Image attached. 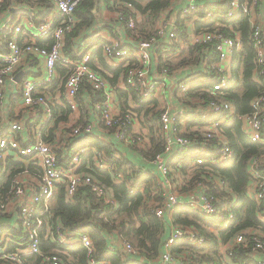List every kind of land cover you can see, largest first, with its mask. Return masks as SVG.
<instances>
[{
    "label": "built area",
    "instance_id": "1",
    "mask_svg": "<svg viewBox=\"0 0 264 264\" xmlns=\"http://www.w3.org/2000/svg\"><path fill=\"white\" fill-rule=\"evenodd\" d=\"M44 2L56 14V21L50 20L36 22L37 12L31 8V19L28 25L15 23L12 20L0 28V103L5 99L7 85H18L15 76L29 64H36L39 72L36 75H26L21 81L19 91L14 95H20L26 107L32 110L37 116H41V126L31 141L22 143L18 133L23 130L21 122L14 123L10 130L0 134V171L6 167L7 157L10 155L30 166H35L41 176L38 183L26 185L19 180L13 183V190L6 202L0 203V219L8 217L12 213L19 214V226L24 234L26 244L16 251H9L0 243V260L3 264H26L25 256H41V247L44 242L59 243L67 248L81 246L86 250L89 264H98L94 258L95 246L91 237L82 231H69L65 229L61 221L56 224H48L46 216L50 212L51 201L59 185L66 187V199L72 201L81 188L88 187L99 198L104 199L107 204L115 205L113 194L95 177L87 172H81L83 165V154L87 149L70 156L68 160L61 161L57 154V143L51 142L48 137L57 123L54 117V105L51 100V86L59 79L58 65L68 70V77L62 79L60 95L66 107L77 111L79 107V96L82 90L89 86L94 93H102V100L96 106L98 113L96 124L86 123L81 128H75L70 137L78 138L92 136L95 134L96 126L110 129L118 125L117 138L123 145L131 148L139 147L144 141V134L136 131L135 125L139 122L135 110L127 114L113 113V101L115 89L101 72L91 67V54L83 52L78 59H71L64 53L66 39L75 26V13L84 0H27L32 2ZM262 0H187L186 5L180 10L181 24L174 19L161 21L160 27L156 30L154 37L150 40H136V46H124L116 41L103 46L106 59L119 60L120 65L131 60L136 61L137 66L132 68L126 79L125 85L132 91L135 103L141 107L144 104L157 100L159 102L158 132L164 141V152L153 162L156 167L157 184L163 188L165 202L157 209L156 215L165 218L168 214L170 224V237L165 243V249L155 264H191L186 254H174L173 248L181 242H189L192 245L200 246L205 244L206 237L201 236L198 231L192 228H185L174 223L172 216L176 211L188 205L199 214L209 218L218 219L222 215L212 202L207 200L202 192H199L197 199H191L188 203H181L179 182L175 180L170 165L175 157L181 152H190L194 148L199 151L193 155L195 160L192 168L205 166L213 167L225 164L233 156L232 149L222 125L230 118H237L243 124L245 135L254 143L264 145V94L257 97L251 103V112L241 115L237 107L231 101L224 99V96L234 85V73L237 70L235 59L237 52L243 50V43L238 38L239 33L232 28L218 23L216 30L198 31L196 23H210L213 17H219L211 10L212 6L221 5L226 8V20L234 21L239 15L247 16L252 26L250 36L251 44L255 50L254 77L260 81L264 77V30L260 25L254 23L253 15ZM120 0H118V3ZM7 0H0V17L9 8ZM125 9L130 17L125 15ZM138 11L129 3H124L119 11V19L127 30H135L139 21ZM198 15V16H196ZM200 15L202 17L200 18ZM193 19H190L192 17ZM220 22L219 20H216ZM184 28V29H182ZM229 30V31H228ZM240 36V35H239ZM51 40L54 41L51 47ZM39 41L46 43L40 46ZM50 43V45H48ZM212 47V48H211ZM193 50V55L189 52ZM161 57L164 62H161ZM186 59L185 64H180ZM172 63V65H167ZM179 63V64H178ZM194 67L200 70V79L179 80L170 88V83L179 75L182 67ZM199 85V91H205L213 97L208 105L200 99L193 97V87ZM177 94V97L174 95ZM165 97L174 100V105H166ZM136 98V99H135ZM176 99V100H175ZM202 110L203 119L213 117L210 127L205 130V142L199 143L198 138L189 137L191 133L186 126L191 120L198 119L200 113L195 110ZM210 116V117H209ZM147 120V119H145ZM148 121V120H147ZM215 140L217 143L212 148L206 143ZM216 153L217 156L210 154ZM92 166L88 167L101 171L118 172L115 165L109 162L105 152L92 149ZM249 173L252 177L253 189L250 196L258 203L264 202V176L260 169L264 165V157H254L249 162ZM29 174L28 171L22 175ZM172 174V175H171ZM172 176V177H171ZM125 177L119 174L116 183H123ZM183 180V179H182ZM209 182V181H207ZM221 186V182L217 181ZM131 187V182L126 183ZM203 187L202 184L198 185ZM180 193V196L178 195ZM229 211V212H228ZM225 228H227L234 215L228 208ZM249 239L246 233H240L234 241L224 243L220 241L219 251L224 261L230 259L236 247L252 249L258 252L264 248L262 235L254 233ZM5 238V236H4ZM113 249H120L124 253L139 255V251L126 240H115ZM46 264H70L63 261V258L55 251L45 258ZM264 264V261H261Z\"/></svg>",
    "mask_w": 264,
    "mask_h": 264
},
{
    "label": "trees",
    "instance_id": "2",
    "mask_svg": "<svg viewBox=\"0 0 264 264\" xmlns=\"http://www.w3.org/2000/svg\"><path fill=\"white\" fill-rule=\"evenodd\" d=\"M7 1L10 2L12 0ZM120 1L131 4L143 15L145 23L152 22L153 25L174 4V0ZM106 2L108 8H115L119 11L118 0H106ZM41 4L45 5L44 2H41ZM98 7L97 0H84L78 7L75 13L76 26L73 32L68 35L64 48V53L67 57L78 59L81 55V53L75 52L76 40H84L85 42L86 40H91L92 37L90 35L84 37L82 33L91 29L97 22ZM211 10H213L214 14H218L219 17H213L211 22L207 24L197 22L196 27L198 31H212L220 29L221 27H217L218 23H220L226 26V28H232L235 32L239 33L243 43V50L240 53H236L238 58L235 59V62L238 68L234 73L235 87L229 90L224 99L233 102L239 114H249L251 112L252 101L264 94V85L260 83L262 78L258 82L253 78L255 50L250 41L252 34L250 20L247 16L243 15H239L234 21L224 19L222 16L226 15V8L219 4L212 6ZM125 15L127 17L131 16L127 9H125ZM201 17L202 15H200ZM193 18L195 17L193 16L190 19ZM35 21L42 22L44 20H36L35 17ZM140 26L142 24H138L134 31L127 30V34L132 38H137L136 40H139V38L141 40H150L154 37L155 32H148V29L153 30L155 26L152 28L143 27L141 30L139 29ZM221 29L223 31L227 30L225 28ZM38 44L40 46L47 45L43 41H39ZM53 44L54 41L51 40V47ZM88 45H90V42ZM95 45L92 44L91 48L95 47ZM193 53V50L189 52L190 55H193ZM91 57V67L101 72L113 86H115L120 76L126 79L129 71L137 66L134 60L116 68L108 66L103 47L98 48ZM241 58H243V61ZM93 59L98 60L103 69L98 68L94 61L92 63ZM187 61L186 59H182L179 63L185 64ZM161 62H164L163 57H161ZM167 65H172V63H168ZM57 70L61 79L65 80L68 77L69 72L62 65H58ZM240 86L242 88H239ZM198 87L200 86L196 85L193 87V97L200 99L201 102L208 105L213 101V97L205 93V91H199L200 88ZM86 89L89 93H94L89 86H86ZM117 94L120 99L128 96V93L125 94L122 91H118ZM101 95L102 93L98 92L97 98L99 101L102 97ZM150 104L151 102L135 110V113L144 114L145 117L152 116L151 121L148 123L150 129L149 142L145 148L138 150L141 160L145 164L136 160L134 163L127 157H116L115 152L118 150L119 139L116 138L117 141L104 142L96 133L92 136L71 138L65 146L70 156H73L81 149H87L82 155L83 165L80 170L81 172L92 174L98 182L102 183L108 190H111L115 205L107 204L104 199L99 198L88 187L81 188L72 201H67L66 187L65 185H59L51 201L50 212L45 219L48 224L55 225L56 220H59L65 229L69 231H82L88 234L93 240L95 246L94 258L98 264H155L164 252L165 243L170 237V232L168 234L164 219L156 215L157 209L164 205L165 197L163 188L157 184V177L154 175L156 167L153 165V162L159 155L163 154L165 147L164 141L157 129L160 115L159 111H156L158 102H152L153 108ZM130 110L124 106L123 114H127ZM82 112L86 117V121L83 119L76 126L67 129L66 132L70 135L75 128H81L89 122V111L82 107ZM71 113L70 107L54 110V117L57 119L55 127L61 122H67ZM211 125L212 123L202 118L191 120L188 127L197 126L199 130L196 133H191L189 137H197L199 143H204L205 138L202 135L205 134V130L203 128L210 127ZM101 129L108 131L111 136L117 137L118 125L110 129L104 127ZM222 130L233 152V156L229 162L215 167L207 164L196 168L194 171L195 168H192V165L195 157L193 155L199 151L197 148H194L190 152L184 151L178 154L170 165L173 172L183 175V179L189 178L183 189L182 187H178L180 190L182 189V192H187V194H199V192H202L207 200L222 211L220 218L214 219L193 211L187 204L179 208L174 215V223L178 226L195 229L201 236L206 237V241L205 244L200 246L192 245L189 242H181L174 246L173 252L177 255L186 254L191 264H261V259L264 258V248L256 253L252 249L236 247L233 250L232 257L227 261L222 259L219 251L220 241L229 243L234 241L240 233H246L249 239L253 238L252 235L254 233L260 234L264 242V202L258 204L250 196V184L253 179L249 173V162L251 159L254 157H264V145L252 142L245 135L242 122L235 117L226 120L225 124L222 125ZM52 132L48 137V140H51V142L55 140ZM216 143L215 140H211L210 143H206V146L212 148ZM119 144L123 145L122 142ZM92 149L105 152L107 159L115 165L118 172L112 173L111 171H101L88 167V164L92 166ZM59 154H62L61 151H59ZM210 154L219 156L216 153H212V149ZM128 165H130L129 168L126 167ZM1 170L3 171H0V203L6 202L13 190L14 181L17 177L26 173V171L29 174L41 176V172L34 166L26 167V165L10 159L7 161L6 167ZM260 171L262 176H264V165ZM119 174H123L125 177L123 183H116ZM217 181H220L222 185L220 186ZM127 182H131L130 188L127 187ZM199 184H202L203 187H199ZM228 208L233 213L234 219L225 228L229 212ZM217 224H219V230L222 227L223 229L225 228L224 231L219 232L218 237L215 233L208 231L209 228L215 227ZM6 233L9 234V239L2 244V247H6L7 250L16 251L23 248L24 244H26L21 228H17L15 225H10L6 228L1 227L0 239ZM116 236L131 243L139 251V255L126 253L124 257V253L120 249H113L115 241L113 238ZM41 250V256H25L24 260L26 264H46L44 262L45 258L51 254H55V251L58 252L66 263L89 264L86 250L81 246L67 248L59 243L44 242ZM0 264H3L2 260H0Z\"/></svg>",
    "mask_w": 264,
    "mask_h": 264
},
{
    "label": "crops",
    "instance_id": "3",
    "mask_svg": "<svg viewBox=\"0 0 264 264\" xmlns=\"http://www.w3.org/2000/svg\"><path fill=\"white\" fill-rule=\"evenodd\" d=\"M98 1V16H97V22L94 24V26L91 27V29L84 31L82 34L84 37L90 35L92 38L91 40H84L78 41L76 40L77 44L75 45V52L80 54L83 52H89L92 56V54L100 47H103L105 44L112 43V42H120L124 46L130 47L134 45V48L136 46V40L133 39L131 36L127 34V29L124 27L123 22L120 21L119 19V11L123 7L124 2L120 1L117 3L118 5V10L115 8H108V4L106 0H97ZM112 1V0H111ZM173 7L166 13L163 14L166 15V18L169 19H174L181 24V19L179 12L180 10L186 5L187 0H174L173 2ZM9 8L7 11L0 17V28L7 22V20H12L15 23H22L25 25H28L29 21L33 18L30 15L31 14V8H35L37 15H36V20H50L51 22H57L55 17V11L53 10V7L50 8L49 5H43L41 4V1L38 2H32L31 4L27 3V0H12L9 3ZM102 15V18L100 19L99 17ZM137 19L138 21L143 20V15L138 12ZM162 16V17H163ZM39 19H38V18ZM161 17V18H162ZM254 23L257 25H260L263 30H264V0L261 1L259 4L258 8L256 9L254 15ZM165 20V19H163ZM184 29V28H182ZM238 38L240 36L238 35ZM100 40V41H98ZM90 42V45L88 43ZM100 42L99 44H97ZM92 44H96L95 47L91 48ZM82 48V50H81ZM132 48V49H134ZM85 49V50H84ZM84 50V51H83ZM239 54V53H238ZM238 57V56H237ZM243 61V58H241ZM96 64V66L100 69H103L98 60L93 59L92 63ZM108 66L116 68L119 67L121 62L119 60H106ZM197 68V67H196ZM196 68L194 67H182L179 70V75L177 78H175L172 83H176L177 81L183 79L187 80L188 78L190 79H200L201 76V71L200 70H195ZM107 71V70H106ZM241 71V69H240ZM20 72H24V75L21 77L20 81L16 82L18 85L12 84L11 82L7 85L6 90H5V99L3 102L0 103V134L7 132L10 130L11 126L16 123V122H21L23 124V130L18 133L19 140L22 143L31 141L33 137L35 136L36 132L40 130L41 126V116H37L32 110H30L28 107H26L23 103V100H21L20 95H14L16 94L17 91H19V86L21 81L25 78L26 75H36L38 74L39 70L36 66V64H29L26 66L24 69H22ZM19 72V73H20ZM109 75L110 73L107 72ZM17 76V75H16ZM15 76V78H16ZM112 76V74H111ZM255 81V77H253ZM261 80V79H260ZM182 81V80H181ZM258 82V81H257ZM170 83V82H169ZM262 85H264V77H262V80L260 82ZM111 88L115 89V96H114V101H113V113L114 114H121L123 112L124 106H126L127 109L131 110H136V108H139V106L135 103L132 91L129 89V87H126L125 85V79L123 76H120V78L117 80L115 83V86L110 84ZM62 87V79L61 76L59 75V79L57 80L56 83H54L51 86L50 93H51V100L54 105V110L58 108H67L62 101L61 95H60V90ZM239 88H242L241 86ZM122 91L123 93H128V96L125 97L124 99H120L118 96L117 92ZM93 92V91H92ZM177 97V94H174ZM102 96V95H101ZM103 97H101L100 101L97 98L96 93H89L86 87L82 90L80 99H79V107L77 111H73L68 118L67 122H61L58 124L57 127L54 126L52 135L55 137V142L57 143V154L60 156L61 161H66L70 157V153L66 151L65 146L67 145V141L71 139L70 134L66 132L67 129L76 126L81 120L86 121V117L84 116L82 112V107L86 108L88 110V116L89 119L88 121L90 123L96 124L97 116L98 113L96 111V106L98 103L101 102ZM176 100V99H175ZM157 101V100H154ZM153 101V102H154ZM158 102V101H157ZM165 102L166 105H174V100L171 98L165 97ZM150 106L153 108V104L151 102ZM158 107H159V102H158ZM158 111V108L156 109ZM202 110H195L196 114H199ZM203 113H200V117L203 119ZM144 118H140L139 122L135 125L136 131H142L144 135L148 137L150 133V129L148 127V123L151 121L152 116L150 117H145L144 114H142ZM210 117V116H209ZM198 118V119H199ZM147 119V120H145ZM57 120V119H56ZM205 120V119H203ZM213 117L209 118L208 121L212 123ZM190 124V123H189ZM189 125L186 126V128L189 131H194L198 130L199 127L197 126H192L188 127ZM204 130L207 129V127L203 128ZM95 133L98 134L100 139L104 142H111V141H117L114 135H110L108 131L102 130L100 127L96 126ZM147 133V134H146ZM118 143V142H117ZM120 143V142H119ZM118 143V150L115 152L116 157H127L131 159L134 163L135 160L139 162H143L141 160V157L138 152L132 151L130 149H127L126 145H120ZM59 151H61L62 154H59ZM12 160L15 162H19L24 164L23 162H20L17 158L13 156L7 157V160ZM26 167L30 166L28 163L25 162ZM35 167V166H34ZM127 167V166H126ZM125 167V168H126ZM36 168V167H35ZM154 175H156V172H154ZM22 178V183L26 185H32L38 183V178L35 177L32 174H26V176L21 175L19 176ZM31 179L32 184L29 183ZM33 186V185H32ZM253 189V183L250 184V190ZM199 194H186V195H181V203L185 204L186 202L188 203L191 199H197ZM175 215V214H174ZM174 215L172 216V219L174 220ZM8 217L6 218H1L0 219V228L1 227H8L10 225H15L17 228H20L19 226V214L18 213H12V215H7ZM166 223L167 229H168V234L170 232V224H169V216L168 214L165 216L164 220ZM217 227V228H216ZM219 224H217L215 227L209 228V232L215 233L218 237L219 232L224 231L223 227L221 230L218 229ZM114 240H118L119 238L116 236L113 238ZM114 245H116L114 243ZM219 247H220V242H219ZM261 261H264V258L261 259Z\"/></svg>",
    "mask_w": 264,
    "mask_h": 264
},
{
    "label": "rangeland",
    "instance_id": "4",
    "mask_svg": "<svg viewBox=\"0 0 264 264\" xmlns=\"http://www.w3.org/2000/svg\"><path fill=\"white\" fill-rule=\"evenodd\" d=\"M100 19L102 18V15L99 17ZM163 19H169V18H166V15H164L161 19H159L158 21H157V23L156 24H152V22H148V23H145V19H144V17H143V20L142 21H140L139 22V24H142V26H140V30L143 28V27H148V28H152L153 26H155L154 27V29L152 30V29H148V32H151V31H153V32H155L156 33V30L160 27V25H161V21L163 20ZM81 50H82V48H81ZM85 50V49H84ZM83 50V51H84ZM175 85V83H172V81L170 82V88H172L173 86ZM158 111H159V109H158ZM116 115V114H115ZM137 115H138V119L140 120V118H144V116L142 115V114H139V113H137ZM212 122H213V120H212ZM140 132H142V131H140ZM147 134V133H146ZM149 142V135H148V137L146 136V135H144V141H143V143L139 146V147H137V148H131V147H126L127 149H130V150H132V151H136V152H138V150L139 149H143V148H145L146 146H147V143ZM179 161H181V159H179ZM128 168L130 167V165H128L127 166ZM191 174V173H190ZM24 176H26V175H24ZM174 176H175V180H177L178 182H179V187H182V189L186 186V182H187V180L189 179V178H187V179H183V175L181 174V173H174ZM183 179V180H182ZM19 180L22 182V178L21 177H19ZM29 183L30 184H32V182H31V179H30V181H29ZM181 189V190H182ZM181 193H182V195H186L187 194V192H182L181 191ZM178 195L180 196V193L178 192ZM3 218H6V217H3ZM8 239H9V234L8 233H6L5 234V238L3 237V238H1L0 239V243L2 242V243H5V242H7L8 241Z\"/></svg>",
    "mask_w": 264,
    "mask_h": 264
},
{
    "label": "water",
    "instance_id": "5",
    "mask_svg": "<svg viewBox=\"0 0 264 264\" xmlns=\"http://www.w3.org/2000/svg\"><path fill=\"white\" fill-rule=\"evenodd\" d=\"M23 75H24V72H20V73H18L17 76H16V78H15V80H16L17 82H19L20 79H21V77H22Z\"/></svg>",
    "mask_w": 264,
    "mask_h": 264
}]
</instances>
